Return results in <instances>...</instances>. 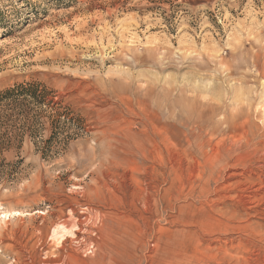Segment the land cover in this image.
<instances>
[{
    "label": "rangeland",
    "instance_id": "1",
    "mask_svg": "<svg viewBox=\"0 0 264 264\" xmlns=\"http://www.w3.org/2000/svg\"><path fill=\"white\" fill-rule=\"evenodd\" d=\"M17 87L0 264H264V193L227 176L264 179V0H0Z\"/></svg>",
    "mask_w": 264,
    "mask_h": 264
},
{
    "label": "bare ground",
    "instance_id": "2",
    "mask_svg": "<svg viewBox=\"0 0 264 264\" xmlns=\"http://www.w3.org/2000/svg\"><path fill=\"white\" fill-rule=\"evenodd\" d=\"M249 100V99H248ZM239 103V102H237ZM260 105V104H258ZM258 109V108H257ZM258 111V110H257ZM259 113V112H258ZM261 114V113H260ZM263 116V114H261ZM261 120V119H260ZM258 121V120H257ZM262 122V120H261ZM261 130L264 131V125L261 128ZM262 133V132H261ZM260 133V134H261ZM257 136V135H256ZM263 138V137H262ZM264 141V140H263ZM254 152L256 154V152L261 156V158L264 160V142H260L258 145H256V147L254 148ZM253 152V153H254ZM253 156V155H252ZM259 156V157H260ZM253 160V159H252ZM260 161V160H259ZM257 162V161H256ZM253 165V163H252ZM229 166V165H228ZM254 166V165H253ZM246 167V166H245ZM255 167V166H254ZM256 168H258L259 170H264V163H260L256 166ZM255 169V168H253ZM247 171V170H246ZM257 171V170H256ZM254 172V171H253ZM247 173V172H246ZM262 173V172H261ZM254 174V173H253ZM251 175V174H250ZM255 175V174H254ZM253 175V176H254ZM257 175V174H256ZM227 176L229 177V179H234L235 182L233 183L234 185L239 186L241 189H247L246 194L243 195L245 196L246 202L250 201L253 202L254 204L256 203H260L263 201V195H261V193H264V179L263 178H259L257 177V179L254 180H249L248 179V175L243 173L242 170L240 171V169L238 168V164H230L229 167H227ZM252 176V177H253ZM255 177V178H256ZM250 178V177H249ZM228 179V178H227ZM237 180V181H236ZM231 185V184H230ZM241 191V190H240ZM239 191V192H240ZM230 192V191H229ZM242 193V191H241ZM240 195V194H239ZM241 196V195H240ZM240 199V198H239ZM242 199V198H241ZM231 200V199H230ZM264 202V201H263ZM241 203V202H240ZM252 204V203H251ZM250 204V205H251ZM261 204V203H260ZM253 205V204H252ZM257 207V205H256ZM253 208V207H252ZM250 209V207H249ZM256 209V208H255ZM249 212V211H248ZM94 217L92 219V217H90L89 219H87L85 222H81L80 224L83 223H90V224H94ZM245 221V220H244ZM65 224L63 223V225L61 226H57L53 229L52 231V238H54V240L58 243H60L67 235H73L74 231L73 229L75 228L76 224H72L71 226H64ZM82 227V226H81ZM219 241V240H218ZM63 243V242H62ZM63 247V246H62ZM59 249V248H58ZM66 249V248H65ZM260 251V249H259ZM92 252V251H91ZM253 260V259H252Z\"/></svg>",
    "mask_w": 264,
    "mask_h": 264
},
{
    "label": "trees",
    "instance_id": "3",
    "mask_svg": "<svg viewBox=\"0 0 264 264\" xmlns=\"http://www.w3.org/2000/svg\"><path fill=\"white\" fill-rule=\"evenodd\" d=\"M22 99H28L37 103L38 96L36 95L35 88L17 87L0 93V107L6 104H13Z\"/></svg>",
    "mask_w": 264,
    "mask_h": 264
}]
</instances>
